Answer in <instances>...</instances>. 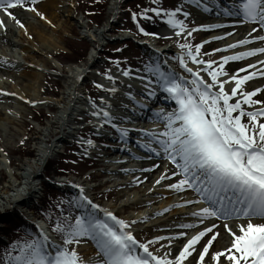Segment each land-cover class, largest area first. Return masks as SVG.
Instances as JSON below:
<instances>
[{"label": "snow or ice", "instance_id": "1", "mask_svg": "<svg viewBox=\"0 0 264 264\" xmlns=\"http://www.w3.org/2000/svg\"><path fill=\"white\" fill-rule=\"evenodd\" d=\"M36 3L37 0H0V11L23 28L24 25L12 10L26 9L40 15L34 7ZM149 11L156 12L157 15L161 12L156 8ZM179 11L177 8L165 15L168 16V24L182 32L185 25L176 18ZM227 14L242 15L245 21L257 23L264 28V0H242L239 10ZM184 15L187 16L188 13ZM135 18L134 13L133 19ZM5 26V21L0 19V28ZM140 31L143 32V28ZM257 38L264 40V36ZM248 42L241 40L239 44ZM180 47L189 49L187 54L194 63L208 64L205 71L211 76L212 83L201 79L198 73L187 67L182 58L181 65L195 77L190 83L158 68L154 69L157 83L176 106L166 114L157 113L158 118L162 117L165 130L158 135H149L161 146L165 157L181 170L183 179L169 187L179 191L190 188L196 192L200 197L196 202H203L207 206L192 215L198 217L201 224L213 219L224 221L222 227L230 237L229 246L210 252L213 242L219 236L218 226L212 223L188 238L173 259L167 258V255H154L149 250L150 245L165 239L164 237H156L146 243L138 242L128 230L130 225L126 221L118 219L107 209H100L99 205L93 204L81 194L80 200L86 203L77 206L84 208L85 214L76 216L74 222L66 218L63 223L58 222L54 229L61 234L62 245H53L50 248L46 236L17 244L15 247L18 254H8L9 264H84L78 252L69 248V245L79 244L82 238L90 239L94 243L97 264H185L193 253L196 254L197 264H205L206 258L209 264H264V106L250 111L242 106L264 105V101L253 99L262 90L257 88L250 92L238 91L255 73L239 78L232 76L230 79L235 81V86L230 93L225 91V82L217 79L220 75H227L223 72L224 64L264 53V48L222 57L223 63L219 65L221 71L217 72L210 70L214 61L204 62L197 59L201 45L195 46L197 55L193 54L192 46L187 43ZM228 47L234 48L236 45ZM123 74L127 76L129 72L125 71ZM260 74L264 75V72ZM217 83L218 91H213ZM148 95L153 96L154 92H149ZM238 96L239 99L230 103ZM104 116L110 119L107 112H104ZM165 178L167 177H161ZM159 182L158 180L157 183ZM89 206L92 210L99 209L103 212L105 219H99L95 211H88ZM241 218H244L245 223L240 224L237 230H233L227 223L229 220ZM253 218L260 222L254 223ZM180 227L193 228L196 225L182 224ZM179 236H186V233L181 232ZM205 237L207 238L201 243Z\"/></svg>", "mask_w": 264, "mask_h": 264}, {"label": "bare ground", "instance_id": "2", "mask_svg": "<svg viewBox=\"0 0 264 264\" xmlns=\"http://www.w3.org/2000/svg\"><path fill=\"white\" fill-rule=\"evenodd\" d=\"M119 1L120 0L111 1V7L109 8L110 11H114V6L116 7ZM180 1H183V4H181V7L184 10L183 19L186 21L194 20L195 17H193V10L190 8L189 2L191 0ZM67 5L68 3L65 2L62 4V7L67 9ZM28 6L31 7L32 5ZM34 7L40 15L26 9L17 8L12 10L14 15H16V18L24 25L23 28L7 17L5 20L6 26L0 28V153L3 152L2 145H6L11 141V136L9 135L11 124L19 121V118L24 117L28 109L32 106H53L52 104H54L53 99L48 96L47 89H44L43 86L44 79H46V70L52 68L51 66H56V63L52 61V57L54 56V53L58 52L61 48L57 31H51V33L48 34V31L44 30V27H46L47 24H55V17H53L51 10L57 8L58 5L54 4L51 0H38ZM67 11L69 12L70 10L68 9ZM184 13H188V15L185 16ZM107 18L105 26L110 23H115L116 17L111 16L110 13ZM160 24L171 26L167 21L163 20H158L157 24L151 23L147 25L149 33H152V37L142 41L143 47L150 49L154 54H158L156 56L157 58H161L163 53L169 54L170 49L168 47L156 48V43L169 39L172 41L170 43L172 45L179 42V39H176V37L180 35H177V32L179 31H175L168 35L165 34L163 30L158 28ZM207 26L204 25L195 32L196 34L205 37V40L201 44H197L196 39L190 35L187 36L185 43L192 46L191 50L193 53H195L196 45H201L199 54L207 50L210 51V53L203 58L197 57L198 60L204 62L214 61L210 70H215L217 72L221 71L219 65L223 63L222 57L224 56H232L259 48L258 46L260 44H256L253 41L259 37L257 31H253L254 28L250 30L245 26H231L228 24L215 28ZM105 31L106 30L104 29L100 33L102 34ZM248 31H250L251 34L254 33L255 36H247L246 33H248ZM217 37L220 38L217 39ZM172 38H175L176 41L173 42ZM241 40H248L249 42L241 45L239 44V41ZM171 45L169 46L171 47ZM229 45H236V47L229 48ZM217 49H219V51H217ZM188 51H183L182 53V57L187 67L191 68L193 72L198 73L199 77L205 80L202 71H205L208 66H204L205 63H194L191 57L188 56ZM93 56L94 55L92 54L91 59ZM171 56L175 58L173 54H171ZM89 60L90 59H88V63L90 62ZM96 62L97 61H94V63ZM262 62H264V56H261L258 53L241 60L229 61L224 64L223 67V72L227 73V75H220L221 77H218L217 79L218 81L225 82V91L230 93L231 88L235 86V81L230 79L232 76L235 75L239 78L255 73L252 79L246 81L238 91L250 92L254 89L260 88L262 91L257 93L253 99L264 101V75L260 74L264 72V63ZM88 63L78 66L70 76L71 79L68 90L64 96V103L66 105L71 103L74 98L81 99V97L75 96V94H77L76 92L78 91L79 81H84L89 75L88 70L90 68L88 67ZM249 65H254V67H249ZM240 69H245L246 71L241 72ZM144 71L146 72V70ZM205 74L209 76L208 71H205ZM209 77L211 78V76ZM208 83H212V81ZM218 88L219 85L217 83L214 90L218 91ZM116 95H118V98L116 99V102L113 101V105L117 110L118 108L121 109L122 106L123 108L126 107V100L132 101L122 92L116 93ZM82 98L84 99L85 97ZM234 98L239 99L240 97L238 96ZM234 98L230 103L236 100ZM76 102L78 103V101ZM76 102L75 105L77 104ZM173 103L175 102L173 101L171 103L172 109L176 106ZM132 108L133 107H129V109ZM143 108V113H137V111L128 112V118L132 119V121L134 120L135 123V121H139V119L145 120L150 116L158 117V112L155 113L154 109L147 106ZM160 109L162 108L160 107ZM65 114L66 107L64 106L59 109L58 114L51 121L48 132H44L39 136L40 140L38 143L39 145L37 146V156L33 157L35 159L31 162L25 164L26 167L23 169V172H20V180H17V177L12 174L11 170L8 168L10 167L11 161L7 159L5 154L0 155V166L2 169H9L8 172L10 174V178L4 185H1L2 182H0V209H6L7 206L14 202H25L26 190H28V186H31L29 182L30 177L36 172L37 168L44 165L50 154V151L48 150L49 146L46 147L49 140V138L46 140L47 134L53 130L51 126L61 129L63 123L66 125L69 124ZM112 115L115 119H125L122 113H114ZM159 119L162 120V117ZM156 127L160 128V132L165 130L164 123H161L158 126H153V128ZM150 132L152 131L150 130ZM61 137H63V135H61ZM87 150L92 151L91 147H88ZM110 152V147H104V152H101L102 155H99L98 158L97 164L104 166L105 170L103 172L87 175L81 182L80 187L77 185H71L73 182L69 180L60 183L73 187L74 191H77V194L79 193L80 196L82 194L89 200V196L94 190V187L86 185L87 180L98 179L104 174H108L111 178L109 183H111L113 187H124L127 190H125L121 196L114 195L112 202L99 206L100 209H107L113 214H117L120 210L131 209L132 211L129 214H123L120 218L130 225L129 231L134 225L148 223L150 229H156L163 232L161 237L165 238L162 240L166 241V245L161 249L165 250V252L159 255L161 257L167 255V258L173 259L188 238L202 230L205 225L211 226L212 222L201 224L191 214V208L188 206V201L190 200L186 197V195L190 194L189 192L184 194L182 191L169 187V185L175 184L180 179H183V176L180 174L181 170L171 161L164 163L165 154L161 156L162 159H159L158 163L148 162L146 160H137L135 164L121 162L120 167L127 165L126 170L120 169L116 172H110L106 168V166H109L108 163L113 161L109 156ZM114 163L111 165H115ZM173 173H176V175H173ZM113 176L124 177V181L119 183L113 180ZM162 176L167 178L161 179ZM158 180L160 181L159 183H157ZM36 183L38 184V182ZM31 188H33V186H31ZM3 189L6 191H2ZM81 189H83V193H81ZM29 193V197L31 198L37 194L36 190ZM89 211H95L96 214L99 213L103 219H105L103 212L99 211V209L92 210L90 208ZM109 222L111 223V221ZM253 222L258 223L260 221L256 219L253 220ZM214 223L218 226L219 236L217 237V240L213 242L210 252L222 250L230 244V237L222 227V223ZM242 223H245V221L241 223L234 222L229 226L233 228V230H237L238 226ZM182 224H193L196 225V227H193L194 231L192 233L189 228L180 227ZM181 232L186 233V236H179V233ZM206 238L207 237L202 238L201 243H203ZM199 247L200 245L198 244V250ZM69 248H74L78 252L84 264H97V249L90 239L82 238L79 244L69 245ZM195 255L196 254L193 253V256L189 257L185 264H197ZM205 264H209L207 258Z\"/></svg>", "mask_w": 264, "mask_h": 264}, {"label": "rangeland", "instance_id": "3", "mask_svg": "<svg viewBox=\"0 0 264 264\" xmlns=\"http://www.w3.org/2000/svg\"><path fill=\"white\" fill-rule=\"evenodd\" d=\"M38 1V0H37ZM54 4H57L58 7L51 10L53 17H55V24H47L44 27L48 34L51 31H57V36L60 41V50L54 53L52 57V61L56 63V66H51L46 70V80L44 79V89H47L48 96L53 99L54 104L53 106H39V107H31L26 112V115L22 118H19V121L16 123L11 124L10 136L11 141L6 145H2L3 152L7 154V159H9L10 167H8L12 174L17 177V180L21 179L20 172H23V169L26 167L25 164L34 160L37 156L38 150L37 146L39 145V136L42 133H47L48 128H50V123L58 114V110L60 107L64 105V96L66 91L68 90V86L70 83V76L73 74L74 70L77 69L78 66L84 65L87 63L88 59L91 60V52L93 53L95 46L98 47V50H94V58L92 59L97 60V63H94L92 68L90 69L94 73H98L101 70L104 71H115L119 72L120 67L128 66L127 68H158L157 63H153L151 60V56L153 58V53L148 48L143 47L141 41L144 39H148L151 33L147 28V25L154 23L157 24L158 20H168V16L165 15L166 12L174 11L175 9L179 8L180 0H121L116 7V11H110L111 1L106 0L105 6L107 5V17L109 13L111 16L117 15L118 18L116 22L113 24L106 25L107 17L104 18L105 21L102 25H99V20L101 15H94L92 17V21L90 20V10L91 8L96 9V6H91L92 3L86 4L87 0H51ZM105 0H96L98 2V8L100 10L101 6H104ZM68 3L67 9L62 7V4ZM127 9L124 11V9ZM160 9L161 12L159 15L156 12L149 11L150 9ZM70 10L69 12L67 10ZM180 9V8H179ZM180 12V11H179ZM178 12V13H179ZM136 14V18L133 19V14ZM177 13V14H178ZM16 16V15H15ZM99 17V18H98ZM104 17V16H103ZM102 18V17H101ZM40 19V18H39ZM40 21V20H39ZM183 21V18H182ZM41 22V21H40ZM98 23V24H97ZM62 26V27H61ZM200 26V25H199ZM159 28L161 26H158ZM163 27V26H162ZM161 27V28H162ZM143 28V32L140 29ZM43 29V28H42ZM106 30L104 33H100L103 30ZM91 35H89V34ZM147 33V34H145ZM194 35V33H193ZM196 38L197 36L194 35ZM140 37V38H138ZM141 40V41H140ZM203 39L197 38L198 44L201 43ZM170 42L166 39L164 42H161L160 47L168 46ZM183 44V41H182ZM157 47V45H156ZM89 51L87 58L84 59V62H80L76 65V62L83 58L81 50ZM107 49H111L114 52H107ZM185 48H181L177 45H172L171 50L173 54L178 55V52L183 51ZM208 52V51H207ZM205 55V54H204ZM107 56V58L105 57ZM166 60V59H165ZM169 63L175 69V77L181 78L183 80H188L189 83L192 81L191 78H186L184 75L183 68L179 66V64H173L171 60H168ZM95 66V67H94ZM11 73V71H10ZM97 75V74H96ZM91 74H89V77ZM99 76H95L94 78L85 79L84 81H79V87L84 90L85 86L91 83L97 82ZM86 94V93H85ZM87 97V95H86ZM103 98V95L100 96ZM264 105H254L248 106L244 105L246 111L255 110L256 108L262 107ZM41 109V111L46 115L39 118V124L35 122L37 117V110ZM55 110V112H54ZM48 111V112H47ZM47 112V113H46ZM245 122H246V118ZM53 130H51L46 137H51L52 134L57 132V129L54 126H51ZM90 132V131H88ZM76 140V139H73ZM77 140L83 141L85 138H78ZM107 143H105L106 145ZM80 151L69 152L64 155L65 160L67 161L66 164L69 168L73 170L74 173L67 177L68 180L73 181L75 185L77 182H80L81 174H83V168L86 167L88 164L84 160H80L76 155ZM31 153V154H30ZM27 154H30L27 156ZM58 156H56L57 158ZM9 169H2L0 166V182L1 185H4L5 182L10 178ZM42 168H39L37 171L38 173L41 172ZM104 170L102 167L97 168L94 172H101ZM55 173V172H54ZM75 174V175H74ZM44 175V174H43ZM46 175V174H45ZM61 178L55 177L54 175L50 176L47 180L48 184L51 186L56 187V192L53 193L56 202L58 203V208L56 209V215L54 217L48 216L52 228L55 229L56 224L58 222L63 223L66 218L71 219L74 222V218L76 216H80L76 208H69L67 209V203H70L69 200L68 190H65L64 187L54 184V180H60ZM105 179L101 178L99 180H95L87 185L94 186L99 183L104 182ZM20 183V182H18ZM21 189V188H20ZM57 189L59 191H57ZM112 184H104L99 190H97V194H106L109 192H113L112 194L116 196H121L126 188H119L117 190H113ZM2 191H6L3 189ZM95 192V193H96ZM94 193V194H95ZM71 195V193H70ZM42 196V194L40 195ZM73 200L77 203L81 202L79 196L73 195ZM37 201V198L35 199ZM113 198H101L97 199L94 202L100 205L105 203H111ZM40 202V199L38 198ZM100 201V202H99ZM38 202V203H39ZM117 202V201H113ZM118 204V203H117ZM116 204V205H117ZM27 207H23L22 205H13L7 206L6 209H0V229L3 227L4 222L6 221L7 216L5 212L8 211L7 209H13L14 212L18 211H26L25 214L27 218L33 220L32 211L26 209ZM24 209V210H23ZM146 209V208H145ZM148 209V208H147ZM20 210V211H19ZM38 211V210H37ZM131 209H124L123 211L120 210L119 214L123 216V214L127 215L131 212ZM41 212L40 210L38 213ZM136 212V211H135ZM3 214V215H1ZM120 217V216H119ZM100 219V217L98 216ZM145 226H135L134 229L130 230L131 232L139 231L136 233L139 235V239H136L140 243H146L148 241L155 240L156 237H161L163 232L156 229H148L143 230ZM162 227V226H161ZM141 228V230H139ZM25 231V230H24ZM27 231V230H26ZM57 232V231H56ZM30 237L33 238H24L19 235L14 236L10 240V243H4L8 247L5 249L2 248V252L0 254L1 262L0 264H9V257L8 254L17 255L18 249L15 247L17 244H23L24 242H29L36 238H41L37 233L28 232ZM7 241V240H6ZM54 241L57 246L63 244V239L61 234H57V238H54ZM166 245V241L159 240L154 243L153 246L149 247V250L153 252L154 255H161L165 250H161Z\"/></svg>", "mask_w": 264, "mask_h": 264}]
</instances>
